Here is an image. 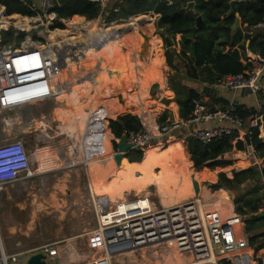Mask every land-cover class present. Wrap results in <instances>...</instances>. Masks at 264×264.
Here are the masks:
<instances>
[{
	"label": "crops",
	"instance_id": "obj_1",
	"mask_svg": "<svg viewBox=\"0 0 264 264\" xmlns=\"http://www.w3.org/2000/svg\"><path fill=\"white\" fill-rule=\"evenodd\" d=\"M122 1L123 0H107L104 6L105 8L102 7L104 13L99 17V19H103L104 22L107 23V18L111 17L113 15L114 9H116L114 8V6L117 3H121ZM168 1L172 3L171 0ZM183 1L188 3L193 0H183ZM23 3L31 7L32 11H34L38 15L39 11L41 10V6L43 4V0H24ZM2 11L6 12V7L0 5V12ZM13 15H19V14H13ZM150 15L151 18L149 16H145V17L139 16V17L147 21V23L144 25L146 26L144 28L145 32L151 33V35L156 37V39L159 41L158 53L152 65L146 68V73L143 78L139 71L140 69L134 71L135 64L132 62L133 61L132 54L134 53L136 54V56H138V52H139L138 47L142 42H140V40H135L138 39V37L133 38L131 35L127 37L126 35L123 34L122 35L123 44H125L126 41H130L129 39H132L133 41H137L136 44L134 43L136 45L135 47H133L134 50H131L132 52H130L129 54L123 52L124 49H126L125 47L123 48L117 47L113 51H107V52L103 50L102 53H100L101 50H97L100 53V58L105 59L107 61L108 67H112L117 71L110 72L107 69L99 68L98 70L96 69L97 71L94 72L96 74L93 75V73H91L90 70H86L83 71L86 73V75L83 74L84 78L80 80L79 79L71 80V76H73L72 75L73 72L71 69L72 66L71 67L66 66L68 69H66V67H63L61 70H58L59 72L56 71L58 72L57 74L53 75V77H56L55 79L59 81V85L63 84V88L65 89L63 90L60 96L56 92V84L54 83V79L52 77L49 86L51 91L50 97L41 100L31 99L30 101H25V102L22 101L15 102L16 105L18 104L17 108H22L23 116L15 115V117L14 116L10 117V114L15 111L16 106L5 110H3L4 108L0 107L1 110L0 118L4 117L5 115H6L5 119L10 117L8 121L5 120V124L7 128H9L10 125L15 123L21 126L17 130L13 131L12 136L20 135V131H21L22 137H24L27 124L29 126L31 125L36 128H38L41 122L46 123V125L56 124L58 126L57 133L62 134L61 142H60L62 147V154L65 155L68 153L67 146L69 145V142L72 143V145L70 146V148L72 149L71 151L78 153L77 154L78 157H73L71 161L67 160L66 157L64 156L60 158L58 153L55 154V160H51V158H48L47 156L48 154L47 149L39 150L35 153H32L30 156L31 173L25 179H32L36 176H42V175L31 176V174H37L38 171L40 172L47 171L45 174L57 173L63 171L82 172V173L86 172L88 185L91 188L92 194L95 198L104 197L107 198L111 203L116 205L120 201L129 198L132 199L135 197H150L152 201L153 198H156L159 201V203L162 205V207H170L179 203L186 202L194 196V188L191 182V176L192 175L195 176L197 180V174L193 172L194 164L190 159V153L187 145V140L189 139L190 133L197 128L222 126L224 125V123H216V122L199 123V124H193L190 127H185L180 124L177 128L173 129L170 132V134L167 135L166 138L157 135V137L154 138V140L157 142L156 145L150 144L149 146L146 147L147 150L145 152V155L147 157L152 155L153 153L160 154L162 153V151L172 148L171 151L166 154L165 160H162L160 165H155V167L153 168L154 172L150 170V168L146 167L145 160L144 161L142 160L143 161L142 168H139L138 165H134V164H139L140 162H130L128 159H124L126 170H120L122 168L121 167L117 171L115 176L111 177L110 175L104 172H106L108 167L110 166V163L112 161L111 159L115 153L113 149L115 148L114 142H117L119 139H117L113 134H111L108 131L107 128L108 119L116 120L119 116H123L124 114L130 112H131L130 114L139 117L141 115L140 109L142 108V113H144L146 116V123L144 125L147 126L149 129H151L152 131L156 129L157 125H160L159 121L163 113L166 112L168 114V118L166 122H170V121L181 122L184 119L181 116V111H180L181 108L180 105L178 104L176 98V91L174 90L173 84L181 90H186V91L192 90L198 93L200 95L202 102L205 103V105L210 109H223L224 107L227 106V104L235 103L237 105H244L249 109L254 108L257 110L258 113L264 115V89L263 90L261 89V91L257 93H253L252 90L248 88L229 89L228 87L221 86L218 83H213V84L209 83L207 80L202 78L201 80L194 81L192 78L188 76L186 71V63L183 61L182 58L175 59L174 64L176 66V69L171 68L167 63L166 51H165V56L163 54L161 36L157 35V33L153 34L155 30L154 23L155 24L157 23V20L160 18V15H155L154 13ZM152 15L155 17V21L153 20ZM15 17L16 18H13V20L11 18H7V19L5 18L1 20L0 28L8 27L10 25L11 20L16 26L18 25L20 29L27 28L36 22L37 24L40 23L39 20L37 19H30V18L22 19L19 16H15ZM84 19L87 20L86 18ZM140 20L141 19L134 17L130 19L129 24H125V25L124 24L118 25L117 23H115L117 20H115L114 22L110 23L112 24V26L108 28L104 27L102 24H99L104 27V30L101 33H98L94 29V27H92L86 32L84 37H79L78 39L75 38L76 40L70 39L68 37L66 38L64 37L65 40L59 43L60 47L57 46L55 42H53L51 39V43H52L51 53L47 55L46 52V50L49 48L48 42H46V44H48L47 46H43L41 52L45 56L46 60L48 61L53 60L59 62L58 56L61 54L60 49L62 45L69 43L71 44L72 49L75 48L73 50H75L74 53L76 54V60L81 61V63L83 64L82 57L84 56V54L90 55L87 52L94 49L93 42L95 43L96 41H99V39L106 38L107 35L112 31L119 30L123 27H127V26L132 27L134 31L136 28H138L139 26L138 22ZM239 26H241V22ZM253 31H257V30L253 29ZM48 34L50 38H52L51 33L49 31ZM152 36L150 35L148 36L150 37V42ZM0 39H1L0 42L1 44L2 37H0ZM86 39H92V40L90 41V43H87L85 42ZM175 39H176V44L173 45V48L170 49H174L177 53H180L182 35L176 34L174 40ZM78 42H82L84 43V45H86L83 47V50L81 51L79 50L76 44ZM13 43L15 42L13 41L11 44H5L3 45V47L5 46L9 47ZM249 45H250V41L249 44L246 45L248 49L246 53L247 58L242 59V62L244 64H247L249 60L253 61L260 59L258 55L252 53L251 50H249ZM55 49L59 52L58 54L55 53L54 51ZM119 49H121V51ZM140 63L142 62L140 61L139 65ZM98 64L100 65V61L97 62V65ZM166 64L170 68V70L173 71V73H171L167 81L165 76ZM35 67H37V65H34L33 69H35ZM82 67H84V65H82ZM248 72L249 71H247L246 74H248ZM112 77L116 79V82L112 81L114 80V78L112 79ZM90 85L93 87L92 89L90 88ZM262 86L263 85L261 83V87ZM100 87L105 88V90L104 89L99 90ZM120 92L124 93L125 96L127 95L129 99H131L130 101H128L129 103L126 101L128 97L127 98L125 97L126 99L122 98V93L120 94ZM155 92L160 95L159 100H154L153 95ZM63 93H66V96L69 99H71L70 105L72 106V108L74 109L76 108V110L79 111L74 112L73 109L72 110L65 109L60 113L62 119L59 118L53 119L49 117L47 113L44 112H34V110H39L41 107L51 104L55 100L67 99L65 95H63ZM124 104H127V108L125 112L118 114L117 112L119 106ZM128 104H130L132 109L128 107ZM140 105H142L143 107L141 106L140 108ZM84 116H86V119L84 118ZM28 118L30 119L29 123L27 122ZM64 121H66L68 126H65ZM69 121H71L72 124L76 125L74 129L70 127L71 123ZM1 130L2 133L4 132L8 134L7 130L2 128ZM80 130H82L83 132H81ZM84 131L85 134H88L86 137L84 135ZM154 132L157 133V131ZM259 132H260L259 137L264 142V125L259 130ZM95 139L98 143L96 146L100 150V153H96ZM91 140L93 142L92 147H91ZM238 141L237 139H235L234 144ZM163 142H166L169 146L160 149L159 146H161ZM245 151L247 154L240 155V158L236 156L237 154L234 155V157L236 158L235 160H237V162L240 163L241 161L245 162L246 167L248 166L247 160H251L252 163L253 162L257 163V161H260L261 163L259 167L256 168H257V173L261 175V169L264 167V157L260 158L258 153L252 147L249 148L247 146ZM235 152H243V151H237L236 149H234L230 153L233 154ZM255 153L257 154V156ZM228 154L229 153L225 154L223 157H225ZM183 155L186 156L187 158L186 161L182 159ZM250 156H253V158L249 159ZM246 157L248 158L246 159ZM229 162L230 164H232L231 161ZM96 163L99 164L98 168H101V171L103 173H99L98 175L95 174ZM241 165L244 164L241 163ZM114 166H116L115 162H114ZM240 167L246 168L245 166H240ZM96 178L102 184L104 183L106 185L96 186L94 182ZM259 182L261 186L260 195L264 199V180L261 177L256 180L248 181L241 188L236 189L238 190L236 196H239L240 194L243 193H250L254 187L256 186L259 187L257 184ZM199 183L201 186L200 181ZM150 189H153L154 193H151L149 191ZM202 190L203 188L201 186V194L205 197L209 207L211 208L219 207L218 209L221 210V207L219 206L217 199L211 196L210 194L211 192L209 191V193H206ZM130 193H133V195H131ZM77 194L78 197L75 198L73 197L74 199L80 198L79 193ZM209 197L215 199L217 204L216 206L214 205V202L209 200ZM201 198L202 200L204 199L202 196ZM230 203H231V199H230ZM229 209H230V211H228L229 213H231L232 211H233L232 213H234V211H236L234 205L231 207L229 206ZM259 212L260 214L264 213V200L262 206L260 207ZM263 245H264V237L255 241V245L253 246L250 245L251 246L250 251L252 252V255L255 260L254 264H260V261L262 262V264H264V247H262ZM56 248L58 250V260L60 264L75 262L73 260L76 259H73L74 257H72L73 256L72 254L70 256L63 257L61 250H59L58 247ZM166 257H167L166 258L167 262L165 264L191 263V261L190 262L184 261L185 259L183 258V256L179 254H176L174 257H169V256ZM180 258H182V260ZM101 259H103V256H99L94 260L91 259L90 261L87 262V264L96 262L97 260H101ZM168 260L170 261V263L168 262Z\"/></svg>",
	"mask_w": 264,
	"mask_h": 264
},
{
	"label": "built area",
	"instance_id": "obj_2",
	"mask_svg": "<svg viewBox=\"0 0 264 264\" xmlns=\"http://www.w3.org/2000/svg\"><path fill=\"white\" fill-rule=\"evenodd\" d=\"M91 1L100 3L102 7L107 2ZM53 9V0H43L40 10L43 13L38 15L43 21H55ZM114 13H119V9H114ZM4 15L9 17L5 11L0 12L1 19L6 18ZM125 21L118 19L115 23ZM253 28L264 30V21ZM31 36L27 35L20 44L15 43L0 52V107L3 110L18 105L13 102V98H24L22 102H25L50 97L49 86L55 74L52 60H46L41 52L43 43ZM249 62L253 68L247 77H225L218 84L234 89L248 88L253 93L263 90L257 78L263 71L264 61L257 59ZM34 65L39 68L33 69ZM6 81L8 86L5 85ZM193 105L194 111L188 119L157 125V133L143 125L142 130L127 133L128 143L134 149L144 150L157 135L166 138L180 124L190 127L209 122L224 125L197 128L190 133L189 139L208 145L236 134L237 141L246 142L256 129L260 130L264 125V115L244 120L233 114L235 103H230L226 109H210L202 100H194ZM30 156L21 131L20 135L0 139V193L30 175ZM93 206L96 214L95 232L101 244L103 259L90 264H112L116 257L152 247H164L186 256L190 264H254L244 218L217 207L208 209L209 205L200 196L161 208L150 197L126 199L116 205L107 198L96 197L93 198ZM39 251L44 252L46 264H60L55 246H45ZM19 259V253H10L5 249L0 229V264H17Z\"/></svg>",
	"mask_w": 264,
	"mask_h": 264
},
{
	"label": "trees",
	"instance_id": "obj_3",
	"mask_svg": "<svg viewBox=\"0 0 264 264\" xmlns=\"http://www.w3.org/2000/svg\"><path fill=\"white\" fill-rule=\"evenodd\" d=\"M171 1L172 3L168 0H123L114 6V8L119 9V13L116 14L113 12V15L107 18V23H112L118 19H127L129 16L150 13L160 15L156 23L158 29L173 39L176 34L182 35L180 53H177L174 49L166 50L168 65L176 69L174 64L175 59L182 58L186 63L188 76L194 81L201 80L202 78L213 84L218 83L225 77H247L246 72L253 68L251 62L247 64L242 62V59L247 58L246 53L248 49L246 45L248 41H250L249 50L264 61V30L253 31L254 26L264 21V0H239L237 4V15L240 19L241 26L235 30L233 29L235 17L229 16L231 0H193L195 2L196 13L188 9L187 3L183 0ZM53 3L54 9L52 12L55 13L56 19L52 27L53 31L51 32L56 34L65 32L69 38H77L79 32L80 37H84L86 32L93 27L91 24H97V20L104 13L101 4L92 2L91 0H53ZM0 5L6 7V15L8 16L19 14L24 17H34L36 15L31 7L20 0H0ZM198 16L202 17V24L196 33L195 40H192V28L195 27ZM120 36L122 37V35ZM131 36L133 38L138 37L137 32ZM1 37L2 45L11 44L13 41L16 44H20L24 40V35L20 34L16 37L13 29L3 31ZM103 39L105 38L99 39V41H103ZM118 39L105 45L100 53L103 50L107 52L117 48L116 42L120 43ZM193 41L195 42V56L191 57L190 53L192 52ZM76 44L80 51L86 46L82 42ZM71 49V44L66 43L62 45L60 51L61 53L65 51L68 53L71 52ZM97 53L98 51L94 50V54L96 55ZM95 55H84L83 59L85 60L86 69L93 62L96 63L94 61L96 59ZM71 60L73 61L71 67L72 72H80L82 70L80 67L81 61L74 60V58ZM99 61L101 66L108 71H117L112 67H108L107 61L103 62L101 58H99ZM53 79L56 85L59 84L57 79ZM112 81L116 82V79L114 78ZM173 86L176 91L178 104L181 108V116L183 119H188L194 111L193 101L201 100L200 95L192 90H181L174 84ZM229 105L230 103L223 109H226ZM126 108L127 104L120 105L117 113H124ZM233 114L240 116L244 120L253 118L256 115H262L254 108L249 109L244 105L237 104L235 105ZM167 118V112L163 113L159 121L160 125L164 124ZM107 122L109 124L107 126L108 131L117 139L124 133L138 132L144 128L140 118L130 113H126L123 116H119L116 120H109ZM259 136V129H256L254 135L250 139H247L246 142L239 140L235 144L236 134L225 136L208 145H204L197 140L188 139L187 145L190 159L197 171L204 170L210 172L231 165L229 162L221 161V158L234 149L237 151H245L247 146H252L259 157L263 158L264 142ZM114 144L116 149V142ZM163 148H166V146L162 143L160 149ZM171 149L164 150L160 154L153 153L148 157L145 155L147 149H133L128 153L127 159L130 162H140L139 164H134L138 165L139 168H142V162L145 160L146 167L154 172L153 168L155 165H160ZM260 177L264 180V167L261 169V175L257 173L255 167L234 171L232 178H229L225 173H220L212 186L214 192L218 193L214 194V196L210 194L222 205L220 206L221 210L230 211L229 201L231 197L224 189H239L248 181L256 180ZM260 191L261 188L256 186L250 193H243L237 196L234 202L235 210L239 215L246 216L245 231L250 235L249 241L251 246L255 245V241L264 237V216H259V210L264 199L260 195ZM209 200L214 202L215 206L217 205L215 199L209 197ZM207 207L208 209L211 208L209 206ZM260 264H262L261 261Z\"/></svg>",
	"mask_w": 264,
	"mask_h": 264
},
{
	"label": "rangeland",
	"instance_id": "obj_4",
	"mask_svg": "<svg viewBox=\"0 0 264 264\" xmlns=\"http://www.w3.org/2000/svg\"><path fill=\"white\" fill-rule=\"evenodd\" d=\"M43 12L39 11V14H42ZM152 14V13H150ZM150 14L146 15H139V16H151ZM19 16L22 19L30 18L35 19L36 17H39V15L36 14L34 17H22ZM139 16H133L136 18H139ZM6 18H15V15H11L9 17L5 16ZM40 18V17H39ZM153 20L155 21V17L152 15ZM1 19V17H0ZM41 19V18H40ZM131 18L125 19V22H119L118 25L121 24H129ZM3 20V19H1ZM0 20V21H1ZM10 21V25L8 27H4L5 31L9 29H13L14 31L18 28V25L16 26L13 21ZM42 20V19H41ZM142 20V19H141ZM87 21V20H86ZM42 22L45 24V26H48V31L51 33L52 41L55 42L57 46L60 47V42L64 41V37H68L65 32L63 33H53L51 31L52 27L54 25V21L45 20ZM89 22V21H88ZM99 24L106 25V27L112 26L110 23L104 22L103 19H98L97 24H91L95 30H97V27ZM114 24V23H113ZM30 27V26H29ZM28 27V28H29ZM146 26H138L133 33H130L126 35L127 37L136 34L138 35V39L140 42L144 41L145 36H152L151 33L145 32L144 28ZM154 32L153 34H156V24L154 23ZM2 29L0 28V37L2 34ZM21 34L26 37L27 35H32L31 37L35 40H39L43 43V46H47L46 41L44 39H40L35 37V34L31 31H21ZM58 37H61L59 42H56V39ZM80 37V32L77 37V39ZM69 38V37H68ZM173 45L176 44V39L174 40L172 37H170ZM75 39V38H70ZM76 40V39H75ZM120 43L116 42V47H125V44L122 43V37L118 39ZM133 43L136 44L137 41H133L132 39H129ZM162 40V47H163V54L165 56L166 46L164 43V36H161ZM12 45H15L13 43ZM136 46V45H135ZM178 46V45H176ZM2 44H0V52L3 51V49L6 48L3 47ZM126 48V47H125ZM128 52H132L131 50H134L132 48H126ZM121 51V49H119ZM75 51V50H74ZM94 51V49H93ZM99 53V52H98ZM85 55V54H84ZM91 55V54H90ZM95 55V54H94ZM100 53L96 54V59L90 65L88 69L85 67V60L83 59V64L80 63V67L82 70L80 72L76 73L73 72L71 76V80H80L84 78L83 74L86 75V70H90L91 73H94L99 68L105 69L98 64ZM122 56V53H121ZM81 57V56H80ZM66 59H70L69 57H66ZM76 59V58H75ZM102 59V58H101ZM71 60V59H70ZM103 62H106L105 59H102ZM84 65V67H82ZM66 67V66H65ZM165 76L166 81L168 80L169 76L173 71L170 70V68L165 65ZM66 69H68L66 67ZM97 69V70H96ZM264 69V68H263ZM83 72V73H82ZM90 73V72H89ZM75 77V78H74ZM56 78V77H53ZM238 84V83H234ZM262 87L264 88V80L262 81ZM153 87V85H152ZM151 87V89H152ZM90 88L93 87L90 85ZM229 89L231 87H228ZM134 89V88H133ZM65 90L63 88V84L56 85V92L60 96ZM122 92H120L121 94ZM122 93V98L126 99L125 94ZM65 97L68 99H58L53 101V103L48 104L44 107H41L39 110H34V112H44L49 115L51 118L55 119H62L61 111H64L65 109L68 110H76V108H72L71 99H69L66 96V93H63ZM160 95L156 92L153 95L154 100H159ZM129 97L126 99V101H130ZM57 104V105H56ZM15 111L10 114L11 116L20 115L23 116V110L22 108L15 107ZM54 110V113H53ZM129 112V111H127ZM131 113V112H130ZM53 114V115H52ZM6 116V115H5ZM5 116L0 118V137H11L14 130H17L19 127H21L19 124L15 123L10 125L9 128L6 127L5 120L8 121L9 118L5 119ZM77 116V115H76ZM86 119V116H84ZM15 119V118H14ZM52 119V120H53ZM67 120V119H66ZM109 121V119H108ZM71 123V121H69ZM65 126H68L66 121H64ZM71 128H75V124H70ZM107 126L109 124L107 123ZM2 129L7 130L8 134L2 133ZM21 130V129H19ZM76 131V130H75ZM83 132L82 130H80ZM156 131V129H154ZM85 137L88 134H85ZM0 138V139H1ZM91 139V138H90ZM89 139V140H90ZM156 141L154 140L151 142V145H156ZM97 141L95 139V146L97 145ZM165 146H169L166 142H163ZM161 147V146H159ZM250 148V147H249ZM114 149V152H116V149ZM146 149V148H145ZM145 152V151H144ZM96 153H100V150L96 146ZM237 154V155H236ZM247 154L246 151L244 152H235L233 154L229 153L225 157L221 158V161L229 162L231 161V165L224 167V168H218L214 171H197L194 168V173L197 174V181L201 182V186L203 188L202 191L209 193L214 196L215 192L213 188H210L208 186L209 183H215L217 180V176L220 173H225L229 178L233 177L234 171H241L250 167H259L260 161H257V163H252L251 160L248 161V166L246 167L245 162H242L244 165H241L240 162H237L235 160L236 158L234 155L238 156L240 158V155ZM256 154V153H255ZM257 156V154H256ZM248 157H246L247 159ZM253 158V156H250L249 159ZM35 162V161H34ZM230 163V162H229ZM247 163V162H246ZM99 164L96 163V169L99 167ZM240 166H245L246 168H241ZM38 171L37 174H31L33 175H42V176H36L32 179H23L16 183L13 186L8 187L4 190L3 193L0 194V229L2 232L3 240L5 243V247L7 252L17 253L22 255L20 258L19 264H26V261L28 257L34 253H37L39 250H42L45 246H56L61 250V253L63 254V257L70 256L71 254L74 257L73 260L75 262L73 263H67V264H87L88 261L91 259L94 260L95 258L102 256V249L100 241L97 237V234L95 232V225H96V214L94 211L93 206V198H95L92 194L91 188L88 185L87 181V174L86 172H57V173H47ZM102 172V171H101ZM36 173V172H35ZM45 174V175H43ZM81 183V184H80ZM83 183V184H82ZM203 184V185H202ZM259 187L260 182L257 183ZM205 186L207 189H205ZM212 190V191H211ZM151 193H154L153 189L149 190ZM229 196L231 197V203L229 201V206L235 207V200L237 199V193L238 190L236 189H224ZM79 197L78 199H74L75 197ZM218 193V192H216ZM133 195V193H130ZM130 195V196H131ZM203 197L205 204L206 199L205 197L200 193V195L196 196L194 192V197ZM74 197V198H73ZM235 197V198H234ZM191 198V199H192ZM234 198V200H233ZM130 199V198H129ZM154 204L161 208L162 205L159 203V201L156 198H153ZM219 206L220 203L218 202ZM224 207V205H223ZM226 213H229L227 210H223ZM233 212V211H232ZM231 212V213H232ZM235 214L239 215L237 211H234ZM241 216V215H240ZM244 220L246 219V216H242ZM70 251V252H68ZM177 253L173 252L172 250H169L164 247H152V248H146L139 250L136 253H128L125 256H119L113 259L112 264H165L167 262V257H174ZM168 257V258H169ZM186 261L190 260L188 257H183ZM182 260V258H180ZM72 262V261H71ZM170 263V261L168 260ZM172 263V262H171ZM18 264V263H17Z\"/></svg>",
	"mask_w": 264,
	"mask_h": 264
},
{
	"label": "water",
	"instance_id": "obj_5",
	"mask_svg": "<svg viewBox=\"0 0 264 264\" xmlns=\"http://www.w3.org/2000/svg\"><path fill=\"white\" fill-rule=\"evenodd\" d=\"M239 3V0H231L230 2V6H231V11L229 13V16L235 17V23L233 26V29H237L240 25V19L237 15V4ZM187 8L190 9L192 12L196 13V8H195V2L194 1H190L187 3ZM129 18H133V16H129ZM35 19L39 20V24L37 26H33V27H29V28H24V29H16L15 30V36L18 37L21 34V31H31L33 32L38 38L40 39H44V41L48 42L47 38L43 36V32L47 29H49L48 26H45V24L42 22V20L39 17H36ZM147 23L146 20L142 19L138 22L139 26H144ZM202 24V17L198 16L197 20H196V25L195 27L192 28V40H195L196 38V33L198 31V29L200 28ZM103 25V24H102ZM104 27H106V25H103ZM3 31H5V29L2 27L1 28ZM2 31V32H3ZM7 31V30H6ZM133 32V28L132 27H123L119 30H114L111 33H109L107 35V37L105 39H103V41H96L95 43L93 42L94 45V50H102L104 48L105 45L112 43V41L117 40L118 38H120V35H128L130 33ZM156 33L157 35L160 36H164V43L167 49L173 48V42L171 40V38L169 37L168 34L164 33L162 30L156 28ZM194 41H193V48H192V52L190 53L191 57L195 56V46H194ZM249 44V41L248 43ZM125 47L126 48H132L135 47V44L131 41H126L125 42ZM75 49V48H73ZM71 49V54L69 55V58L72 59L76 58V54L74 53V50ZM139 52H138V56H136V54H132V58H133V63L135 64L134 66V71H137L139 68V62H145L149 59L150 57V37L146 36L144 38V41L140 44V46L138 47ZM56 54H58L59 52L55 49L54 50ZM126 54H129L127 49H124V51ZM17 56V55H16ZM58 61H53L52 60V68H53V73H56V71H58L59 69L65 67L67 65V62H63V58H61V55L58 56ZM72 61L68 62V65H72L71 63ZM179 75V74H177ZM264 80V69L263 71L259 74L258 78H257V83L261 84L262 81ZM5 85L8 86L7 81L5 82ZM109 86V85H108ZM111 86V85H110ZM1 89V86H0ZM100 89H104L105 88H99ZM100 93V92H99ZM98 93V95H99ZM99 98V97H96ZM128 107H130V109H132V107L130 106V104H128ZM142 124L144 125L146 123V116L144 113H141V115L139 116ZM134 146L128 143V138H127V133H124L119 140L116 142V152L114 153V162L116 163V167L120 168L122 166V161L124 159H127V155L128 153L133 150ZM30 154H32V151H30ZM248 152V151H247ZM34 153V152H33ZM254 164V162H253ZM255 170L257 171V168L255 167ZM192 185L194 188V192L196 194V196L200 195L201 193V187H200V183L195 179V176L192 177ZM208 186L210 188H212L213 183H209ZM259 216L263 217L264 213H261ZM45 254L42 251H38L37 253H34L32 255H30L26 261V264H46L45 261Z\"/></svg>",
	"mask_w": 264,
	"mask_h": 264
},
{
	"label": "flooded vegetation",
	"instance_id": "obj_6",
	"mask_svg": "<svg viewBox=\"0 0 264 264\" xmlns=\"http://www.w3.org/2000/svg\"><path fill=\"white\" fill-rule=\"evenodd\" d=\"M27 122H30L29 118ZM57 129L58 126L56 124L46 125V123L41 122L38 128L31 125L29 126L27 124L23 140L27 148L32 151V153H35L39 150L47 149V156L48 158H51V160H55V154L57 153L59 154L60 158L64 156L69 161H71L73 157H78V153L71 151V142H69V145L67 146L68 153L65 155L62 154V147L60 143L62 134H58ZM92 144L93 142L91 140V147ZM21 257L22 255L20 254V258Z\"/></svg>",
	"mask_w": 264,
	"mask_h": 264
},
{
	"label": "bare ground",
	"instance_id": "obj_7",
	"mask_svg": "<svg viewBox=\"0 0 264 264\" xmlns=\"http://www.w3.org/2000/svg\"><path fill=\"white\" fill-rule=\"evenodd\" d=\"M134 18V17H133ZM136 18V17H135ZM5 19V18H4ZM7 19V18H6ZM132 19V18H131ZM139 19H143V18H140L139 17ZM38 24H37V22L36 23H34L33 25H30V27H33V26H37ZM4 28V27H3ZM19 28V27H18ZM28 28V27H27ZM22 29V28H21ZM104 30V27L102 26V25H99L98 27H97V32L98 33H101L102 31ZM43 36L44 37H46L47 38V40H48V44H49V48L46 50V52H47V55H49L50 53H51V49H52V43H51V39L52 38H50V36H49V34H48V31L47 30H45L44 32H43ZM60 39H61V37H58L57 39H56V42H59L60 41ZM92 39H86L85 40V42H87V43H90V41H91ZM158 40L156 39V37H154V36H152V38H151V42H150V57H149V59L147 60V61H145V62H142V63H140V67L138 68V69H140L139 71H140V73H141V75H142V78L144 77V75H145V73H146V68H148V67H150L151 65H152V63L154 62V60H155V58H156V56H157V53H158ZM44 53H45V51H44ZM88 54H92V55H94V52H93V49L92 50H90V51H88L87 52ZM71 53L70 52H63V53H61L60 55H61V58H63V62H67V65L66 66H69V67H71L72 65H73V61L71 62L72 63V65H68V62L69 61H71L70 59H66V57H69V55H70ZM59 55V56H60ZM36 68H39V66H37V67H35V69ZM62 69V68H61ZM61 69H59V70H61ZM59 72V71H58ZM58 72H56L55 74H57ZM142 78H140V79H142ZM128 96L126 95V98H127ZM13 100V102H16V101H24L25 99L24 98H13L12 99ZM141 106L142 105H140V108H141ZM143 107V106H142ZM140 112L142 113V108L140 109ZM114 156V155H113ZM33 158H35V157H33ZM182 159L184 160V161H186L187 160V158H186V156H182ZM34 160V159H33ZM112 161H111V163H110V166L108 167V169H107V171L106 172H104V173H106V174H108V175H110L111 177H113V176H115V174L117 173V171L120 169V170H126V166H125V164H124V160L122 161V166L120 167V168H117L116 166H114V158L112 157V159H111ZM99 173H103V172H101V168H97V169H95V174L96 175H98ZM192 177H193V175L191 176V182H192ZM196 179V178H195ZM95 182V185L96 186H103V185H106V184H102L97 178H96V180L94 181ZM199 182V181H198ZM201 187V186H200ZM98 198V197H97ZM96 200V199H95ZM183 264H187V263H183Z\"/></svg>",
	"mask_w": 264,
	"mask_h": 264
}]
</instances>
